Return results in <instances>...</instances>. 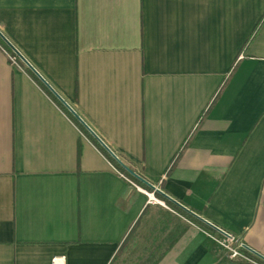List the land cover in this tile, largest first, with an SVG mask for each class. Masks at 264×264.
I'll return each instance as SVG.
<instances>
[{
  "label": "crops",
  "instance_id": "obj_1",
  "mask_svg": "<svg viewBox=\"0 0 264 264\" xmlns=\"http://www.w3.org/2000/svg\"><path fill=\"white\" fill-rule=\"evenodd\" d=\"M263 16L264 0H0V31L45 81L214 230L150 202L0 42V264H256L216 227L264 264V26L247 44Z\"/></svg>",
  "mask_w": 264,
  "mask_h": 264
},
{
  "label": "built area",
  "instance_id": "obj_2",
  "mask_svg": "<svg viewBox=\"0 0 264 264\" xmlns=\"http://www.w3.org/2000/svg\"><path fill=\"white\" fill-rule=\"evenodd\" d=\"M10 58H11L13 63L18 64L17 59L15 57H10ZM117 171H118V173H120V175H122L124 178H126L131 184H133L139 190H142V191L148 193L146 190L141 188L138 184H136L133 180H131L124 173H121L119 170H117ZM151 184H153V183H151ZM153 186L155 187L154 189L156 191H160L163 193V191L161 189H159V187H157L154 184H153ZM148 195H149V201L150 202H153L156 204H161V205H166L163 200H161L160 198L155 196L154 192L150 193V194L148 193ZM216 229L218 230V234H216V235L213 233L212 234L209 233V234L213 237L214 240H216V242H218L221 245L222 248H224L226 255L228 256L229 259L248 260V261H251V262L256 263V264H261L260 262H258L255 259L250 257V254L256 255L257 253L252 248H250L248 245H246L240 238H238L234 234H232V233H230L224 229L217 228V227H216ZM51 264H67L66 263V256L60 255V256L53 257L51 260Z\"/></svg>",
  "mask_w": 264,
  "mask_h": 264
},
{
  "label": "trees",
  "instance_id": "obj_3",
  "mask_svg": "<svg viewBox=\"0 0 264 264\" xmlns=\"http://www.w3.org/2000/svg\"><path fill=\"white\" fill-rule=\"evenodd\" d=\"M264 26V16L261 18V20L259 21V23L257 24L256 28L254 29L250 39L248 40V43L247 44H251L252 41L258 36V34L260 33L261 29L263 28ZM0 42L2 43V45L4 46V48H6V50H8L9 52H12V49L11 47L0 37ZM225 84V83H224ZM224 85L221 87L223 88ZM222 89H220V91L218 92V95L216 96L215 100L213 101V103H215V101L217 100L220 92H221ZM50 92V91H49ZM213 103L211 105H213ZM69 114L74 118L75 121H77V123L80 125V127L83 129V130H86L85 126L83 124H81L79 122V120L73 115L72 112H69ZM207 114V111L204 112L198 122V126L201 125L202 121L204 120V117L206 116ZM193 134L190 135V138H188V140L184 143L182 149L180 150V153L178 154V156L183 152V150L189 145L190 143V140L192 138ZM94 142L99 145V147L101 148V150L105 153V155L109 158V160L112 162V164L114 165V167L121 171L122 173H124L126 176H128L131 180H133L135 183H137L138 185H141V186H146V187H149L151 188L150 186L147 185V183L140 177H137V176H134L132 175L125 167H123V165L117 161L103 146H101L98 141H96L94 138H93ZM123 161V160H122ZM125 162V161H124ZM175 163H176V159L173 161L171 167H170V171L174 168L175 166ZM128 164V163H127ZM129 167L131 169L134 170L133 166H131L130 164H128ZM158 194V197L160 199H163L166 201L167 204H169L170 206H173L175 208H180L177 204H175L173 201H171L165 194H162L161 192H156ZM189 217L191 218L192 221H194L195 223H197L199 226H201L202 228H204L205 230H208L210 232H213V228L205 223L204 221H202L201 219L197 218L196 216L190 214ZM250 257L253 258V259H257L260 261V259H258V257H256L255 255H251L250 254ZM261 262V261H260ZM262 263V262H261Z\"/></svg>",
  "mask_w": 264,
  "mask_h": 264
},
{
  "label": "water",
  "instance_id": "obj_4",
  "mask_svg": "<svg viewBox=\"0 0 264 264\" xmlns=\"http://www.w3.org/2000/svg\"><path fill=\"white\" fill-rule=\"evenodd\" d=\"M0 36L1 38L12 48V50L47 84V86L54 92V94L58 97V99L64 104L66 105L70 111L73 113V115L79 120V122L81 124H83L85 126V128L94 135V137L102 144V146L117 160L119 161L123 167H125L132 175L137 176L142 178L150 187L155 188L153 186V184H151L150 182L146 181L144 179V177H142L140 174H138L135 170L131 169L124 161H122V159H120V157H118V155L116 153H114V151H112V149L104 142L103 139H101L95 132L94 130L86 123V121H84V119L80 116V114L75 111L68 103L66 100L63 99V97L58 94V92H56L46 81L45 79L38 73V71L36 69H34V67H32V65L28 62V60L20 53V51L6 38V36L0 31ZM164 194V193H163ZM169 199H171L175 204L179 205L180 207L184 208L185 210L189 211L191 214L197 216L198 218H200L201 220H204L203 218H201L198 214L194 213L193 211H191L190 209H187L185 206H183L181 203H179L177 200L169 197L168 195H166ZM205 221V220H204ZM207 222V221H206ZM208 224H210L209 222H207ZM257 253V252H256ZM259 254V253H257ZM260 255V254H259ZM262 256V255H260Z\"/></svg>",
  "mask_w": 264,
  "mask_h": 264
},
{
  "label": "rangeland",
  "instance_id": "obj_5",
  "mask_svg": "<svg viewBox=\"0 0 264 264\" xmlns=\"http://www.w3.org/2000/svg\"><path fill=\"white\" fill-rule=\"evenodd\" d=\"M8 55H9V57H15L16 59H17V63H18V55L15 53V56L12 54V53H10V52H8ZM11 59V58H10ZM126 163V162H125ZM127 164V163H126ZM128 165V164H127ZM129 166V165H128ZM135 170V169H134ZM121 172V171H120ZM122 173V172H121ZM138 173V172H137ZM137 184V183H136Z\"/></svg>",
  "mask_w": 264,
  "mask_h": 264
}]
</instances>
